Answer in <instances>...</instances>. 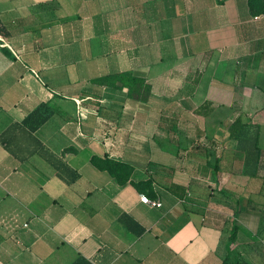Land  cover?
Here are the masks:
<instances>
[{"label": "crops", "instance_id": "1", "mask_svg": "<svg viewBox=\"0 0 264 264\" xmlns=\"http://www.w3.org/2000/svg\"><path fill=\"white\" fill-rule=\"evenodd\" d=\"M232 224L264 264V12L0 0V264H221Z\"/></svg>", "mask_w": 264, "mask_h": 264}, {"label": "trees", "instance_id": "2", "mask_svg": "<svg viewBox=\"0 0 264 264\" xmlns=\"http://www.w3.org/2000/svg\"><path fill=\"white\" fill-rule=\"evenodd\" d=\"M249 8L254 13L264 12V0H248ZM97 82L114 86L117 83L127 88L131 97L139 100H146L149 87L142 79L131 76L130 74L108 75L97 79ZM42 111V112H41ZM49 114V110L40 105L31 111L24 119L25 123H29L33 128L40 122H43ZM237 226L232 224L226 236L225 248L226 256L222 259L221 264H246L240 257L235 254V239L237 235Z\"/></svg>", "mask_w": 264, "mask_h": 264}, {"label": "built area", "instance_id": "3", "mask_svg": "<svg viewBox=\"0 0 264 264\" xmlns=\"http://www.w3.org/2000/svg\"><path fill=\"white\" fill-rule=\"evenodd\" d=\"M140 201L150 207H159L161 203L158 200L149 199L146 196L140 197Z\"/></svg>", "mask_w": 264, "mask_h": 264}]
</instances>
